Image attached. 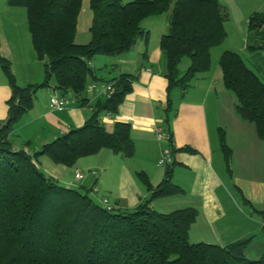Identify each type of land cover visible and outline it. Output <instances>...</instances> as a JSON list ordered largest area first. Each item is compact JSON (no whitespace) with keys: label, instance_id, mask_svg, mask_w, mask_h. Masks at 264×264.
I'll list each match as a JSON object with an SVG mask.
<instances>
[{"label":"trees","instance_id":"obj_1","mask_svg":"<svg viewBox=\"0 0 264 264\" xmlns=\"http://www.w3.org/2000/svg\"><path fill=\"white\" fill-rule=\"evenodd\" d=\"M9 7L26 11L27 28L36 58L43 62L44 81L20 88L7 60L0 67L11 88L8 117L0 125V264H264L246 258L248 239L221 248L214 244H191L189 229L197 212L184 209L159 214L155 199L180 193L171 183L172 170H164L162 182L152 188L143 173L136 177L150 193L131 211L104 210L80 189L60 185L38 167L45 156L68 168L101 150L130 159L134 146L127 124L116 123L107 132L101 115L117 113L131 91L133 76L111 80L108 98H99L90 119L38 152L13 150L8 135L33 104L37 89L49 86L85 105V89L96 82L90 66L96 56L116 57L130 52L141 37L144 20L167 15L168 31L160 40L167 81V112L174 89L186 91L199 74L209 72L212 48L222 44L228 14L218 0H89L91 23L87 44L75 43L82 0H6ZM249 53H264V11L247 21ZM188 61L184 72L183 61ZM218 65L223 85L236 98L239 117L254 125L264 142V82L236 51H224ZM167 127V128H166ZM163 129L170 142L168 126ZM219 144L229 171L230 153L223 133Z\"/></svg>","mask_w":264,"mask_h":264},{"label":"crops","instance_id":"obj_2","mask_svg":"<svg viewBox=\"0 0 264 264\" xmlns=\"http://www.w3.org/2000/svg\"><path fill=\"white\" fill-rule=\"evenodd\" d=\"M259 8L257 10L263 12L264 4ZM17 9L20 8L9 7L6 0H0V57L9 61L16 85L25 88L43 83L44 65L33 52L31 40L27 38L25 16ZM249 16L247 13L245 27ZM227 22L224 24L226 35ZM141 27L147 35L139 38L130 52L93 58L90 66L99 80L88 83H96L101 88L122 75L133 76L131 91L117 113L108 118L104 114L100 117L109 133L116 123L129 126L133 156L125 159L101 150L95 156L79 159L71 168L56 165L41 156L38 167L64 187L70 186L76 172L81 173L79 169L93 171L95 175L86 178L84 175L82 181H75L79 186L76 189L87 191L96 187L97 199L106 198L120 210L131 211L150 196L136 174L143 173L152 188L159 185L164 168L157 165V160L161 150L169 149L171 183L180 193L155 199L151 204L153 210L169 214L193 209L197 217L188 233L191 244L224 248L248 239L244 254L250 260H257L264 254V142L257 137L254 125L237 114L236 98L225 89L218 65L224 51H245L247 47L220 49L217 59L211 60L209 72L197 75L186 91L174 89L171 92L172 106L167 112L165 62L160 48V40L168 31L167 15L148 18ZM242 34V30L239 31V36ZM75 43L87 44L78 41L77 33ZM261 53L255 52L258 55L255 57L261 59ZM34 64L38 65L36 72L30 70ZM187 67L188 62L180 71L184 72ZM11 95L0 67V125L7 120ZM61 95L52 81L49 86L36 90L31 109L20 117L8 135L13 150L34 154L68 131L82 127L101 98L98 91L85 92V105L69 102L65 109L52 111L50 98ZM156 125L162 129L168 126L170 142L164 131L157 138L153 130ZM220 131L230 153L229 171L219 144ZM68 171L72 172L70 178Z\"/></svg>","mask_w":264,"mask_h":264},{"label":"rangeland","instance_id":"obj_3","mask_svg":"<svg viewBox=\"0 0 264 264\" xmlns=\"http://www.w3.org/2000/svg\"><path fill=\"white\" fill-rule=\"evenodd\" d=\"M132 1H134V0H122V3L126 4V3H129ZM218 1L227 7V9H225V10L228 14V22L226 23V31L228 32L227 33L228 37L226 35L227 39L225 37V39L221 45H219L218 47H215L214 49L212 48V52H211L212 62H214L215 59H217V57H218L217 53L219 52L220 49H226L228 47L236 49V48H242L244 46H245L244 48H246L248 45H250L248 43L247 27H245V17L247 16V13H250V15H251L253 13L259 12L257 9H261L259 7H262V5L264 4L262 2L263 0H218ZM17 10H20V12H23V14L25 16V22H26L25 26H27V17H26L25 9L20 8ZM91 16H92V14H91V10L89 8V0H82L81 11H80L78 22H77L78 23L77 24L78 41H80L81 43H87L89 40L90 34H89L88 29H89V26L91 23ZM241 30H242L243 34H242V36H239V31H241ZM27 38L30 40L29 33H27ZM31 46H32V44H31ZM238 53L241 55V57L245 61L246 65L252 71L257 73L259 78L264 82V53L263 52L261 53V59H259V57H255V56H258L255 53L250 55V53L247 51V49L245 51H239ZM102 58H104V56ZM34 60H36V59H34ZM187 62H188L187 60H185V62H183V64L180 67L181 68L180 70L185 69V67L187 66ZM9 65H10V63H9ZM37 66L38 65L35 66V64L32 65L30 70L32 72H36ZM79 170H80L81 174L85 175V178L88 175H92L91 173L93 172V171L89 172L88 170H85V169L84 170L79 169ZM67 176L69 178L72 177V172L68 171ZM87 179H86L87 182H89L90 178H87ZM139 182L141 183L140 180H139ZM69 187L70 188L71 187L72 188H79V186L75 183L74 179L71 180V184H70V186H68V188ZM80 191L83 193L85 192L83 190H80ZM88 195L90 196V198L95 203L99 204L98 199L96 198L95 195L90 194V192Z\"/></svg>","mask_w":264,"mask_h":264},{"label":"built area","instance_id":"obj_4","mask_svg":"<svg viewBox=\"0 0 264 264\" xmlns=\"http://www.w3.org/2000/svg\"><path fill=\"white\" fill-rule=\"evenodd\" d=\"M112 83H107L104 84L101 88H99V86L96 83H92L86 86L85 92H94V91H98V96L101 98H108V95L110 93V91L112 90ZM99 88V89H98ZM69 102H76V99L74 98V96L71 94L70 96H66V95H61V96H53L50 98V102H49V106L50 109L52 111H61L63 109L66 108L67 104ZM109 114H105V117H109ZM157 138H160L163 129L161 128V126L156 125L153 128ZM172 164V153L171 150L169 149H163L160 152V155L158 157L157 160V165L162 167V168H167L169 166H171ZM92 175H95L94 172L91 173ZM84 179V175L76 172L74 175V180L76 182H80ZM97 192V188L96 187H92L90 189V194L95 195ZM98 203L99 205L106 211L108 212H112L113 210H115L117 207L114 206L113 204H111L108 199L106 198H100L98 199Z\"/></svg>","mask_w":264,"mask_h":264}]
</instances>
